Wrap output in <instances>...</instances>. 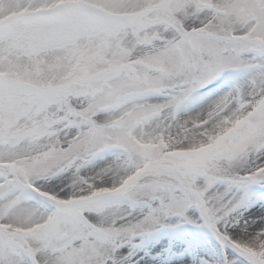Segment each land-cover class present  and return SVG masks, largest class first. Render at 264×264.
Here are the masks:
<instances>
[{"label":"snow or ice","instance_id":"1","mask_svg":"<svg viewBox=\"0 0 264 264\" xmlns=\"http://www.w3.org/2000/svg\"><path fill=\"white\" fill-rule=\"evenodd\" d=\"M0 264H264V0H0Z\"/></svg>","mask_w":264,"mask_h":264}]
</instances>
